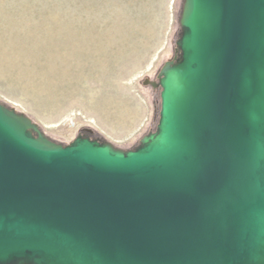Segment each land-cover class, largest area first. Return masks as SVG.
Returning a JSON list of instances; mask_svg holds the SVG:
<instances>
[{"label":"water","instance_id":"95a60500","mask_svg":"<svg viewBox=\"0 0 264 264\" xmlns=\"http://www.w3.org/2000/svg\"><path fill=\"white\" fill-rule=\"evenodd\" d=\"M179 25L135 150L0 104V264H264V0H183Z\"/></svg>","mask_w":264,"mask_h":264},{"label":"rangeland","instance_id":"374dc122","mask_svg":"<svg viewBox=\"0 0 264 264\" xmlns=\"http://www.w3.org/2000/svg\"><path fill=\"white\" fill-rule=\"evenodd\" d=\"M183 0H0V104L53 143L132 151L156 131Z\"/></svg>","mask_w":264,"mask_h":264},{"label":"flooded vegetation","instance_id":"af4514ba","mask_svg":"<svg viewBox=\"0 0 264 264\" xmlns=\"http://www.w3.org/2000/svg\"><path fill=\"white\" fill-rule=\"evenodd\" d=\"M83 137V136H82ZM83 138H88V137H83ZM88 139H90V138H88ZM90 140H92V139H90Z\"/></svg>","mask_w":264,"mask_h":264},{"label":"bare ground","instance_id":"6f19581e","mask_svg":"<svg viewBox=\"0 0 264 264\" xmlns=\"http://www.w3.org/2000/svg\"><path fill=\"white\" fill-rule=\"evenodd\" d=\"M181 10H182V8H181Z\"/></svg>","mask_w":264,"mask_h":264}]
</instances>
